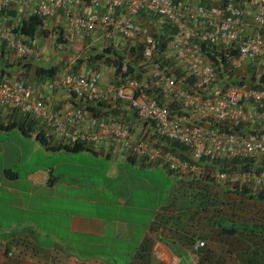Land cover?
Returning <instances> with one entry per match:
<instances>
[{
	"label": "built area",
	"instance_id": "obj_1",
	"mask_svg": "<svg viewBox=\"0 0 264 264\" xmlns=\"http://www.w3.org/2000/svg\"><path fill=\"white\" fill-rule=\"evenodd\" d=\"M16 5L48 21L63 11L66 37L101 33L97 38L109 45L117 46L123 39L141 43L152 88L156 86L165 98L183 101L198 120L161 104L136 76L105 81L100 67L68 70L56 79L73 99V106L64 109H56L54 100L35 84L0 76V109L34 118L55 143L106 144L175 173H202L209 157L253 160L250 168H220L216 177L231 185L264 188V87L236 79L219 84L202 47L215 44L237 50L236 67H264V0H0V47L7 59L41 57L31 38L5 18ZM142 11L171 26L167 56L193 77L194 90L180 85L170 67L158 60V40L152 25L142 20ZM64 45L58 43L57 48L63 50ZM114 107L122 116H114ZM158 137L179 141L190 158L164 149ZM207 245L197 238L191 248L197 253Z\"/></svg>",
	"mask_w": 264,
	"mask_h": 264
},
{
	"label": "crops",
	"instance_id": "obj_2",
	"mask_svg": "<svg viewBox=\"0 0 264 264\" xmlns=\"http://www.w3.org/2000/svg\"><path fill=\"white\" fill-rule=\"evenodd\" d=\"M13 8L16 14L7 12L5 18L11 22H8L9 24L16 25L23 16L28 15L19 5ZM66 32L67 29H64L61 41L58 43H64L65 49L70 51L68 45L73 38L66 37ZM44 36L45 34L41 32L29 36L36 50L41 53L40 58L7 59L6 50L0 47L1 59L10 63L7 68L12 78H25V80L33 78V82L39 84L41 92L54 100L55 108L60 106L71 108L74 104L73 99L70 100L67 91L56 84V79L68 71L63 68L68 62L65 61L66 56H70V53L60 51L57 48L58 43L55 44V49L50 48ZM85 45L88 48V43ZM84 55L85 53L77 56L78 62L72 65L73 68L79 66L78 71L92 70L94 67L86 60L83 63L79 62ZM38 66H57L59 71L55 78L37 82L35 70ZM97 67L103 70L105 81L118 76L114 63L110 66L102 63ZM9 117L1 118L6 122ZM0 130L2 138L0 155H3L0 162V264H118L116 257L119 254L133 257L134 260L143 245H146L150 253V264L174 263V261L190 264L192 258L180 257L189 252L186 244L188 242H183L179 239V234L171 232L169 228L158 222L162 213V209L158 210V200L148 206L137 198L140 197L138 192L143 183L148 184L146 179L142 181L139 178L140 175H137L136 171L147 170L152 174L162 165L150 164L142 158L128 156L106 144L92 147L93 150L79 152L51 150L36 138L33 130L31 134H24L18 128L11 130L0 128ZM12 132H18V135H13L17 143L29 141L32 144V151L38 152L43 158L61 156L71 160L69 156L77 154L79 161L84 163L78 162L64 171L61 161L56 159L46 166H37L21 172L15 168L18 163L6 155L8 148L6 144L10 143L6 136ZM83 165L93 168V171L103 168L99 179L93 177V180H90L92 175L85 173L83 175H86L87 180L81 179V172L77 167ZM132 171L135 176L131 175ZM118 178L122 181H118L116 185L114 181ZM86 182L94 190L91 195L82 193L87 186ZM153 191L157 197L156 184L153 186ZM82 202L91 206L86 210L78 208ZM13 229L20 231L17 234H3ZM193 232L191 229L190 234ZM75 234L74 238L77 239L73 238ZM184 234L188 235L187 232ZM82 235L86 237L84 241L81 239ZM171 243H174V248ZM175 245L178 248H175ZM77 246H91L98 250L101 248L102 251H94L91 255L82 256L76 252ZM129 246L132 247L126 248ZM133 246H136L135 250H132ZM133 260L127 264H133Z\"/></svg>",
	"mask_w": 264,
	"mask_h": 264
},
{
	"label": "trees",
	"instance_id": "obj_3",
	"mask_svg": "<svg viewBox=\"0 0 264 264\" xmlns=\"http://www.w3.org/2000/svg\"><path fill=\"white\" fill-rule=\"evenodd\" d=\"M9 10L6 11V15L7 12H10L13 15L16 14L15 8ZM23 11L26 12L24 9ZM26 14L28 16H23V18L18 23H16V25H13L16 31H19L20 33H23L27 36H34L40 32H43V34H48V25L50 24V21L46 20L45 18H42L37 14H29L28 12H26ZM63 14L64 13L62 11L56 17H58V19L62 17L61 20H64L62 21L64 24H62L65 25V19L63 17ZM141 16L145 19L146 23H150L152 25V33L157 37L158 60H160L164 66L168 65L170 67L173 74H175L177 79L180 81V85L190 91L194 90L195 87L193 84V77L187 76V73L183 72V70H181V68L176 65V61L174 60L173 56H167L169 51L168 35L172 32L171 26L166 21H161L160 17L152 16L149 12L142 11ZM8 22L11 23L10 21ZM62 33L63 31H61L60 36H62ZM84 36L90 37V35ZM123 40L127 41V39ZM127 42L128 43H126V45L121 48H119V46L122 41H119V44L117 46L110 44L103 50L92 49L89 53L86 52L83 58H80L79 62L83 63L86 60L89 62L88 64H92L94 66L93 68L100 66L104 61H107L108 63H114L116 67V73L118 75L136 76L137 78L144 81V84L147 85L146 87L149 92H154L159 97L161 104L168 105V107L174 112L176 111L185 114L188 117L190 116V118L193 120H198V116H195L194 114L189 112L187 110L188 108L184 106L183 101L165 98L156 86L152 88V79L147 74V68L144 64L142 56V46L140 45L141 43L137 44L133 43L132 41ZM202 47L207 60L216 68L218 78L219 80H221L219 84H222L223 81H225L226 85H228L229 83L234 82L236 79V81H247L248 83L256 87H264V74L259 75L258 72L256 73L254 71L255 69H252L247 64H243L240 67H236L234 65V57H237L238 54L237 50L228 51L225 49V46L215 44H203ZM60 51L68 50H65L64 47V49ZM85 56L87 57L85 58ZM1 58L2 57L0 56V76H11V72L7 68L10 63H7L4 59ZM70 70L78 71L79 66H76L75 68L72 67V69ZM35 71V77L38 82L43 81L44 79L55 78L58 74L59 69L57 66H38ZM20 80L35 84L38 88H40L38 83L33 82V78H26V80L25 78H20ZM112 111L114 113V116H122L121 109L114 107ZM2 116L10 117L8 118V120L6 119V122H4L1 118ZM123 118L124 120H127L129 119V116H125ZM0 128L4 130L18 128L24 134H31L30 132H32L33 130L35 131L36 138L39 139L44 145L48 146L51 150H66L73 152L93 150L92 147L88 146L83 142H77L73 144L55 143L52 140V137H49L43 129L41 130L40 128H38L37 121L34 118L22 115L17 111H11L10 109L6 108L0 109ZM158 144L164 149L173 151L182 157H185L187 159L190 158L188 157V151L185 145H183L177 140L158 137ZM205 161V167L209 169L216 167L222 169L234 167L250 168L253 167L255 164L253 160L249 159H235L233 161H227L209 157ZM159 164L160 163H158V165ZM162 166L168 172L178 175L179 179L183 182L185 193L183 194L184 200L178 199L176 209L173 208L176 202H173V204H170L166 207V209L162 211L161 217H159L158 222L163 224L164 227L166 226V228H169L171 232L174 231L175 233L179 234V239L183 240V242L187 241L189 243L193 242L196 238H203L207 240L210 236H213V226L219 223L222 227V231L218 232V234L224 233L225 235L230 236L245 235L244 237L246 239H251L252 242H254V245L252 244L253 251H251V254L248 248L243 249V251L240 253L241 259L243 260L242 264H264V240L260 241L258 238L251 236L256 233H264V226L256 223H250L248 221L237 222L228 218H222L220 217V215L217 214L218 210L217 213L215 212L216 209H213L212 211V206L215 207L222 201L218 191H215L213 189L214 184H216L217 182L216 175L211 176L208 171V175L206 174V176H196V174L194 175L191 173H181L184 174L181 175L179 172H172L168 170L164 165ZM185 174H188V176ZM232 186L233 187L231 189L227 190L239 193L240 195L246 196L251 199H255L256 201H264V188H258L259 193L257 195H254L252 188H250L248 185L235 184ZM224 221L228 222L224 224ZM199 225H202V228L199 232V235L195 238L194 236H196V234L198 233L197 230ZM192 226L194 228H191ZM208 227L209 231H207ZM191 229H194L193 234H190ZM182 232H187L188 235H183ZM150 259V253H148L146 245H143L140 252L137 253L134 257L133 264H142L140 262L143 261L146 262L145 264H150Z\"/></svg>",
	"mask_w": 264,
	"mask_h": 264
},
{
	"label": "rangeland",
	"instance_id": "obj_4",
	"mask_svg": "<svg viewBox=\"0 0 264 264\" xmlns=\"http://www.w3.org/2000/svg\"><path fill=\"white\" fill-rule=\"evenodd\" d=\"M87 7V6H86ZM58 19L56 17L55 19L50 21V24L48 25V34H45L44 38H47V42H49L50 48L55 49V44L61 41L60 33L63 31L65 28L63 26L64 20ZM142 20L145 21L144 18ZM60 23V24H59ZM63 23V24H62ZM62 24V25H61ZM43 34V32H42ZM101 33L93 34L90 37L82 35H78L75 38H73V41L68 45L70 47V51L66 48L65 50L69 51L70 56H66V60H68L67 64L64 65L65 70H69L73 64L78 62L77 56L83 55L84 53H89L92 49H98V50H103L106 47L109 46V43L104 41L103 38L100 40H95L98 36H100ZM44 39V40H45ZM95 40V41H94ZM84 43V45H83ZM86 43H88V48H86ZM128 43L125 40H122V43L120 44L119 48L124 47ZM82 46V47H81ZM84 49V50H83ZM87 49H89L87 51ZM73 61V62H72ZM103 63L108 64L109 66L111 65V62L104 61ZM103 72V70L101 69ZM258 74H264V67L260 69H255L254 70ZM67 103V102H66ZM55 106V102H54ZM58 109H63L64 107L60 106L57 107ZM56 108V109H57ZM1 133V130H0ZM13 135H18V132H12L11 134H8L6 139H8L10 143L6 144L8 146L6 155L10 156L14 162L18 163L15 168H18L21 172L26 169H30L33 167L37 166H46L47 164L53 163L54 160L59 159L61 162V167L66 171L67 167L70 166H75L79 161V155L77 154H72L69 156L72 158L71 160H68L64 157L57 156L58 158H55L56 156L46 159L43 158L42 155H40L38 152L32 151V144L24 140L23 143H17L13 139ZM0 142L2 143V138L0 137ZM35 143V140L33 141ZM2 147L0 146V150ZM3 159V155H0V162ZM63 160V161H62ZM84 162H81L82 164ZM78 164V165H80ZM161 165V164H159ZM77 169L81 172L80 178L83 179L85 178L87 180L85 174H90V180L94 179H99V175L102 174V169L96 170L93 168H88L87 166L83 165L81 167H77ZM220 168H207L205 171L202 173L196 174V176L199 175H204L206 176L207 171L208 173L212 175H216L218 170ZM140 169L136 171L138 173L137 175H140L139 178L147 180V184L143 183L144 185L140 187L139 189V196L137 197L141 203H144L145 205L150 206L151 204L156 203V200H158V210L166 209L167 206L170 204H173V202L176 204L173 206L174 209H176V205L178 203V199L184 200L183 194L184 192V185L183 182L179 179L177 174L170 173L166 169H164L163 166H159L158 170H155V172L149 173L147 170L146 171H141L139 172ZM133 172V173H132ZM131 172L132 176H135L134 171ZM145 172V174H144ZM181 174V173H180ZM144 175H146L144 178ZM184 175V174H181ZM188 176V174H185ZM195 175V174H194ZM208 175V174H207ZM89 176V175H88ZM127 179V178H126ZM121 178H118L116 181H114L117 185V182L120 181ZM122 181V180H121ZM216 184H214V190L218 191L220 194L221 202L216 205L215 207L212 206V211L213 209H216V213L218 210V215L220 217L228 218L231 220L235 221H248L250 223H256L259 225L264 226V201H256L255 199L248 198L246 196L240 195L239 193L229 191L227 189H231L233 186L231 184H227L225 182L219 181L218 179L216 180ZM151 183L152 185H150ZM87 186L82 190L83 194L91 195V192H94L90 184L87 182L85 183ZM113 185V183H110ZM156 184V187L158 188L157 192V197L155 196V192L153 191V186ZM253 190V194L257 195L259 193L258 188L250 187ZM138 195V194H137ZM90 204L87 203H80L78 208H81L83 210H86L90 207ZM26 216V214H25ZM20 220L22 219L21 215L19 216ZM54 218V216H53ZM228 221H224L223 223L226 224ZM230 225V224H228ZM191 228H194L193 226ZM202 225L198 226L197 234L194 236L195 238L199 235V232L201 231ZM212 228V227H211ZM213 236H210L206 241L208 242V245L205 249H203L200 252L195 253L191 245L193 242H188L187 248L189 252H186L182 255H180L181 258H192V261L190 260V264H242L243 260L241 259L240 253L243 251V249H249L250 254L253 251V243L252 240L246 239L244 236L245 235H238V236H230V235H225L224 233L218 234V232L222 231L221 225L218 223L213 226ZM194 230V229H193ZM20 230L13 229V230H8L3 233L6 235L7 233L9 234H17ZM264 233H256L251 236H254L255 238H258L260 241L264 240ZM2 237H5L1 235ZM76 236V234L73 236V238ZM85 236L82 235L81 239L84 241ZM77 239V238H74ZM197 239V238H196ZM258 241V240H257ZM172 247L174 248V243H171ZM253 244V245H252ZM132 246L126 247L130 248ZM65 248V247H61ZM136 246H133L132 250H135ZM175 248H178L175 245ZM76 252L81 254L82 256L84 255H91L94 251L96 252H101L102 249L100 248L99 250L97 248H93L91 246H77L75 247ZM264 250V249H263ZM240 251V252H239ZM7 252V251H6ZM117 259L118 264H127L130 260H133V257L129 256H123L122 254H119ZM177 260V259H176ZM162 264H184V263H177L174 261V263H162Z\"/></svg>",
	"mask_w": 264,
	"mask_h": 264
}]
</instances>
